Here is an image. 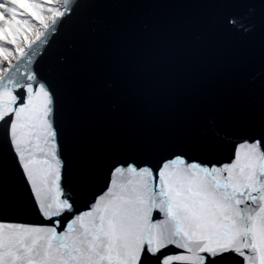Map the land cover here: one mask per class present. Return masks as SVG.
Here are the masks:
<instances>
[{
	"label": "snow or ice",
	"instance_id": "1",
	"mask_svg": "<svg viewBox=\"0 0 264 264\" xmlns=\"http://www.w3.org/2000/svg\"><path fill=\"white\" fill-rule=\"evenodd\" d=\"M0 264H264V0H0Z\"/></svg>",
	"mask_w": 264,
	"mask_h": 264
}]
</instances>
